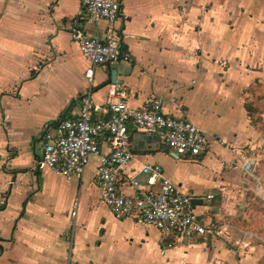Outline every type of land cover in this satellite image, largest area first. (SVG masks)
Listing matches in <instances>:
<instances>
[{"label": "crops", "instance_id": "0c3cea01", "mask_svg": "<svg viewBox=\"0 0 264 264\" xmlns=\"http://www.w3.org/2000/svg\"><path fill=\"white\" fill-rule=\"evenodd\" d=\"M116 1L129 59L95 67L88 81L70 32L103 37L105 22L89 23L77 0H0V264H264V0ZM121 92L133 108L159 98L209 145L183 157L131 129L121 193H134L142 165L158 164L216 234L177 239L113 214L95 184L96 156L78 177L34 168L45 133L76 118L84 97L104 117Z\"/></svg>", "mask_w": 264, "mask_h": 264}, {"label": "built area", "instance_id": "2783aa9c", "mask_svg": "<svg viewBox=\"0 0 264 264\" xmlns=\"http://www.w3.org/2000/svg\"><path fill=\"white\" fill-rule=\"evenodd\" d=\"M77 1L87 11L89 23L103 21L106 24L103 37H92L78 29L70 32L72 41L89 62L85 78L91 81L95 67L110 66L129 59L115 33L120 3L116 0ZM121 95L122 99L106 103L104 117L95 116L93 102L89 96L84 97L76 118L59 120L53 133H45L43 155L36 160L34 168L48 169L65 177H78L90 157L96 156L95 184L103 204L113 214L134 216L145 226L154 227L161 234L177 239L216 234L217 225L199 223L191 209L190 196L164 177L158 164L142 165L128 182L134 193H121L118 184L121 172L134 156L130 145L131 129L155 136L161 147L183 157L199 156L209 146L205 133L191 121L165 115L159 98H149L142 106L133 108L128 105L125 93L121 92ZM100 139L107 142L108 152H100ZM255 157V152L251 151L250 158ZM170 246L167 244L160 254Z\"/></svg>", "mask_w": 264, "mask_h": 264}, {"label": "water", "instance_id": "95a60500", "mask_svg": "<svg viewBox=\"0 0 264 264\" xmlns=\"http://www.w3.org/2000/svg\"><path fill=\"white\" fill-rule=\"evenodd\" d=\"M116 71H111V81L112 83H115L116 82ZM255 165V160H250L248 161L246 164H245V168L248 169V170H252V167Z\"/></svg>", "mask_w": 264, "mask_h": 264}]
</instances>
